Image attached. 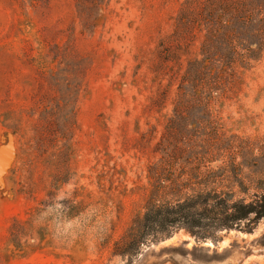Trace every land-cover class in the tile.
Wrapping results in <instances>:
<instances>
[{
  "label": "rangeland",
  "instance_id": "374dc122",
  "mask_svg": "<svg viewBox=\"0 0 264 264\" xmlns=\"http://www.w3.org/2000/svg\"><path fill=\"white\" fill-rule=\"evenodd\" d=\"M200 2L0 0V264H264V219L216 244L178 231L115 253L155 145L176 131L177 85L202 40L184 21ZM235 72L212 117L264 153V49Z\"/></svg>",
  "mask_w": 264,
  "mask_h": 264
},
{
  "label": "trees",
  "instance_id": "16d2710c",
  "mask_svg": "<svg viewBox=\"0 0 264 264\" xmlns=\"http://www.w3.org/2000/svg\"><path fill=\"white\" fill-rule=\"evenodd\" d=\"M198 6L184 24L202 33L200 57L179 79L169 119L176 131L167 125L155 145L158 158L147 168L142 213L124 244L115 246L122 257L178 231L216 244L230 232L252 233L264 219V153L227 137L211 111L235 65L246 67L264 49V0H201ZM171 138L178 145L169 148Z\"/></svg>",
  "mask_w": 264,
  "mask_h": 264
}]
</instances>
